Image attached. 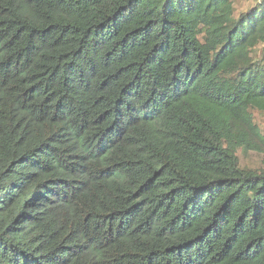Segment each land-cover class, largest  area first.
<instances>
[{
	"label": "trees",
	"instance_id": "obj_1",
	"mask_svg": "<svg viewBox=\"0 0 264 264\" xmlns=\"http://www.w3.org/2000/svg\"><path fill=\"white\" fill-rule=\"evenodd\" d=\"M253 110L264 0H0V264H264Z\"/></svg>",
	"mask_w": 264,
	"mask_h": 264
},
{
	"label": "rangeland",
	"instance_id": "obj_2",
	"mask_svg": "<svg viewBox=\"0 0 264 264\" xmlns=\"http://www.w3.org/2000/svg\"><path fill=\"white\" fill-rule=\"evenodd\" d=\"M234 4V16L239 17L240 14L250 11L252 8L257 7L263 0H232ZM261 48L258 47L254 51V56L259 57ZM255 123L264 134V112L253 110ZM238 156L240 165L246 169L260 170L264 168L263 156L254 151H243L239 149Z\"/></svg>",
	"mask_w": 264,
	"mask_h": 264
}]
</instances>
